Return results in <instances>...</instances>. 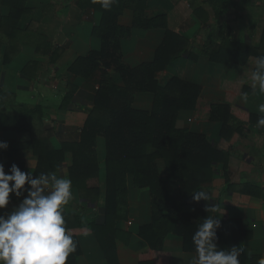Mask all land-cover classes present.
I'll use <instances>...</instances> for the list:
<instances>
[{
  "label": "trees",
  "instance_id": "1",
  "mask_svg": "<svg viewBox=\"0 0 264 264\" xmlns=\"http://www.w3.org/2000/svg\"><path fill=\"white\" fill-rule=\"evenodd\" d=\"M75 2L82 9L93 8L102 14L93 33L101 39V48L79 57L69 68L72 74L88 81L100 73L96 81L99 84L92 90L70 84L63 100L71 108H77V103L90 105L79 141L54 149L47 137L35 136L29 130V114L36 110L19 108L20 112L2 114V104L9 94L1 90L0 129L27 135L19 148L32 149L38 156L35 175L56 171L66 151H71L74 162L70 179L74 187L86 192L84 197L93 198L98 192L88 187V181L98 177L104 161L106 206L89 222V230L97 237L106 264H171L167 247L180 245L186 252H195L192 235L203 219L212 215L206 211L213 205L211 200L195 201L193 193L212 182L215 162H228V144L238 119L233 110L236 97L231 101L228 98L254 92L250 74L255 59L264 55V32L258 45L226 35L219 43L208 40L204 44L201 53L226 66L220 78L205 77L196 84L172 76L162 84L159 74L170 63L184 55L198 60L190 50L191 41L174 30L167 13L153 9L148 0H118L110 10L92 0ZM27 3L0 0V4L10 7V14L0 18V46H9L17 38L20 18L32 11ZM194 11L199 14L203 10L195 7ZM135 29L144 30L145 38L138 42L134 53H124L122 40L130 39ZM9 58L7 53L6 62ZM183 110L197 111V117L203 120L222 122L221 142L215 146L205 135L179 128L177 119ZM158 159L166 163V176L160 174ZM129 175L142 193L137 203L129 199ZM65 219L77 225L75 216ZM221 221L217 230L220 248L229 250L236 242L249 238L242 220ZM71 234L77 249L67 264H76L82 250L78 234Z\"/></svg>",
  "mask_w": 264,
  "mask_h": 264
},
{
  "label": "crops",
  "instance_id": "2",
  "mask_svg": "<svg viewBox=\"0 0 264 264\" xmlns=\"http://www.w3.org/2000/svg\"><path fill=\"white\" fill-rule=\"evenodd\" d=\"M148 2L153 9L169 15V24L191 41L190 50L198 56L197 61L184 55L170 63L159 74L162 84L172 76L196 84H201L205 77L220 78L226 66L211 61L208 55L201 53L208 40L219 43L223 39L222 35H226L237 41H252L258 45L263 37L264 3L261 1ZM251 2L256 3L255 8H258L256 15L250 13ZM27 5L32 11L20 18L21 31L17 38L9 41V46H0V90L9 94L2 104V114L20 112L19 108L36 110L29 114V130L35 136L47 137L54 149H61L66 142L79 141L89 117L90 105L77 103V108H71L66 107L67 103L63 100L70 84L77 85L81 90H92L99 84L96 81L99 80L100 73L88 81L72 74L69 68L79 57L101 48V39L93 33L94 28L100 24L102 14L93 8L82 9L75 0H28ZM195 7L202 8L203 11L196 14ZM9 14L10 7L0 4V18ZM26 35L35 36L33 41H28L31 47L27 45ZM145 35L143 30H133L130 39L122 40L123 52L134 53L138 42ZM7 53L10 58L6 62ZM179 61L184 64H176L177 66L186 64L187 67L181 75L176 74L174 66ZM199 67H205L204 71L198 70ZM114 78L122 84L116 75ZM243 94L245 93L234 94L228 98L231 101L236 97L233 110L238 118L233 123L235 133L228 144V162L213 164L214 178L201 190L209 194L212 204L221 213L224 212L223 216L217 214L218 218L242 220L249 238L236 242L234 246L245 249L239 257L241 264H257L264 257V128H257L256 124L261 115L258 113V105L264 103V94L256 89L252 94H247L246 102L242 98ZM212 101L213 99H207L206 102ZM250 115L253 116L251 120ZM222 125V122L198 118L197 111L183 110L177 119L179 128L203 134L215 146L222 140ZM25 139L26 134L0 129V141L8 143L7 149H0V163L4 164L6 173L11 164L15 163L22 171H30L35 175L39 158L32 149L19 148L20 141ZM73 162V153L66 151L65 160L56 171L70 178ZM157 165L160 174L166 176L168 169L165 161L158 159ZM88 187L98 189L93 198L84 197L86 192L72 185L73 198L65 207L64 215L75 216L77 225H73L72 219L66 225L70 232L78 234L82 253L76 264H106L104 251L97 237L89 230V222L96 219L106 206L107 179L104 161L100 165L98 177L89 179ZM128 195L133 203L139 202L142 195L141 190L134 185L132 175L128 176ZM18 203L19 200L12 197L8 208L0 210V214L6 216ZM167 250L171 252V264H188L195 255V252L184 251L180 245L168 246Z\"/></svg>",
  "mask_w": 264,
  "mask_h": 264
},
{
  "label": "clouds",
  "instance_id": "3",
  "mask_svg": "<svg viewBox=\"0 0 264 264\" xmlns=\"http://www.w3.org/2000/svg\"><path fill=\"white\" fill-rule=\"evenodd\" d=\"M105 10H110L118 0H92ZM250 87L264 94V55L254 61L250 74ZM247 101V94H243ZM261 115L257 128H264V103L258 105ZM8 143L0 141V149ZM12 197L19 200L6 216L0 214V264H67L69 256L77 249V242L67 229L65 207L73 198L72 181L57 171L34 175L22 171L13 163L6 173L0 163V210L7 209ZM195 201L211 200L203 190L194 192ZM208 215L192 235L195 255L188 264H241L239 257L244 248L232 246L229 250L218 246L217 230L222 226L218 207L206 208ZM257 264H264L261 257Z\"/></svg>",
  "mask_w": 264,
  "mask_h": 264
},
{
  "label": "rangeland",
  "instance_id": "4",
  "mask_svg": "<svg viewBox=\"0 0 264 264\" xmlns=\"http://www.w3.org/2000/svg\"><path fill=\"white\" fill-rule=\"evenodd\" d=\"M255 1H261V3H264V0H255ZM253 2H251V7L252 8H250L251 9V11H250V13H252V15H253V13H254V15H256V14H258L257 13V11H258V8H255L256 6H255V4L253 3ZM64 12H65V10H64ZM256 13V14H255ZM141 30V29H140ZM144 31V30H143ZM30 34H32V33H30ZM30 35H26V42H27V45H28V47H31L32 45H29V43L30 42H28V41H33L34 40V37L35 36H33V35H31V37H29ZM33 37V38H32ZM126 40V39H125ZM180 62H182V61H179L178 63H174V66H175V68H176V70H177V72H176V74H178V75H181L182 73H184V70H186V64L185 65H182V66H180L179 67V65L177 66L176 64H184L183 62L182 63H180ZM198 65V64H197ZM218 65V64H217ZM222 65V64H221ZM200 69H198V70H201L202 69V71H204V69H205V67H199Z\"/></svg>",
  "mask_w": 264,
  "mask_h": 264
}]
</instances>
